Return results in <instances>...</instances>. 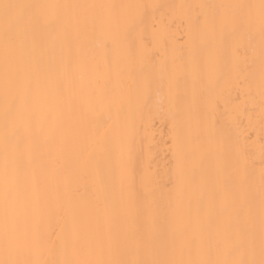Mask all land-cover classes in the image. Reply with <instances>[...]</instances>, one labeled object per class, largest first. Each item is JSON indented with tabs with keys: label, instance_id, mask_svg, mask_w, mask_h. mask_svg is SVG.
<instances>
[{
	"label": "bare ground",
	"instance_id": "1",
	"mask_svg": "<svg viewBox=\"0 0 264 264\" xmlns=\"http://www.w3.org/2000/svg\"><path fill=\"white\" fill-rule=\"evenodd\" d=\"M9 2L41 7L14 43L0 25V260H259L261 0Z\"/></svg>",
	"mask_w": 264,
	"mask_h": 264
},
{
	"label": "snow or ice",
	"instance_id": "2",
	"mask_svg": "<svg viewBox=\"0 0 264 264\" xmlns=\"http://www.w3.org/2000/svg\"><path fill=\"white\" fill-rule=\"evenodd\" d=\"M41 7L39 5L24 4L9 2V0H0V25L3 27L6 42L14 43L18 37L21 28L25 24L33 23L35 16L33 9ZM115 8L116 6H109ZM246 7V6H239ZM261 41H262V57H264V0H261ZM262 81H264V74H262ZM183 154H178L177 158V172L176 185L180 188L185 183V170L183 168ZM261 182L264 184V170L261 172ZM0 199L4 204V233L6 242L11 248V233L14 228L15 219L10 220V209L19 202V193L14 177L8 173L7 164L5 165L4 188L0 193ZM42 241L39 236L33 234L30 239L25 241L24 247L27 250H38ZM67 247L70 249L73 256L82 254L85 251L82 237L76 230L70 234L67 242ZM0 264H39V261L34 260H18L5 259L0 260ZM61 264H264V193L261 198V258L259 260L253 257L233 258L231 249L225 248L222 258H201V259H96V260H81V259H67Z\"/></svg>",
	"mask_w": 264,
	"mask_h": 264
}]
</instances>
